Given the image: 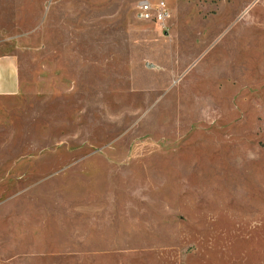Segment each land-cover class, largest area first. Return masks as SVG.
<instances>
[{
    "label": "rangeland",
    "instance_id": "1",
    "mask_svg": "<svg viewBox=\"0 0 264 264\" xmlns=\"http://www.w3.org/2000/svg\"><path fill=\"white\" fill-rule=\"evenodd\" d=\"M137 1L0 0V264H264V0Z\"/></svg>",
    "mask_w": 264,
    "mask_h": 264
},
{
    "label": "built area",
    "instance_id": "2",
    "mask_svg": "<svg viewBox=\"0 0 264 264\" xmlns=\"http://www.w3.org/2000/svg\"><path fill=\"white\" fill-rule=\"evenodd\" d=\"M135 17L166 30L171 11L164 0H157L155 3L150 0H138L135 5Z\"/></svg>",
    "mask_w": 264,
    "mask_h": 264
},
{
    "label": "crops",
    "instance_id": "3",
    "mask_svg": "<svg viewBox=\"0 0 264 264\" xmlns=\"http://www.w3.org/2000/svg\"><path fill=\"white\" fill-rule=\"evenodd\" d=\"M19 88V61L16 54L0 55V97L14 95Z\"/></svg>",
    "mask_w": 264,
    "mask_h": 264
}]
</instances>
